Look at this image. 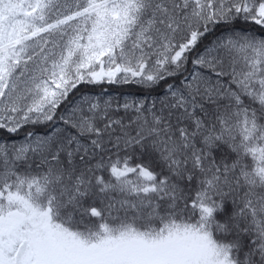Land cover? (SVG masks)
Listing matches in <instances>:
<instances>
[{"label":"snow or ice","instance_id":"snow-or-ice-1","mask_svg":"<svg viewBox=\"0 0 264 264\" xmlns=\"http://www.w3.org/2000/svg\"><path fill=\"white\" fill-rule=\"evenodd\" d=\"M0 264H264V0H0Z\"/></svg>","mask_w":264,"mask_h":264}]
</instances>
